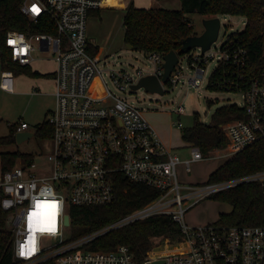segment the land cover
<instances>
[{
    "label": "built area",
    "instance_id": "built-area-1",
    "mask_svg": "<svg viewBox=\"0 0 264 264\" xmlns=\"http://www.w3.org/2000/svg\"><path fill=\"white\" fill-rule=\"evenodd\" d=\"M34 5L39 13L32 11ZM101 7L102 0H23L22 16L35 25L48 19L54 30L32 35L21 31H8L5 36L0 33L2 90L12 93L16 70L33 65L35 43L40 52L53 53L56 64V104L46 121L53 131L50 153L44 162L35 156L29 163L19 159L6 171L1 167L0 223L5 234H0V264H264V226L213 223L192 227L185 221L186 213L206 198L245 183H264V171L184 186L177 170L183 164L186 172H191L192 164L206 156L218 157L222 153L231 157L264 137V72L253 78L246 90L238 92L243 98L238 106L245 110V117L221 126L227 145L207 155L192 146L191 157L183 160L167 147L140 109L117 97L102 80L104 59L92 53L87 34L89 13ZM213 45L205 53L191 55V67L195 69L189 80L192 87L202 86L205 65L215 61L217 53L216 68L222 62L232 63L242 70L237 78L244 76L248 53L240 41L228 38L216 53L211 52ZM163 56L148 55L153 70H138V80L124 71H112L111 76L121 89L125 88L122 83L132 88L147 74L161 79ZM181 73L178 64L168 82L177 84ZM97 77L103 84L100 89ZM230 85L229 88L238 86V82L231 81ZM183 112L180 106L178 113ZM15 128L16 133H23L29 125L22 122ZM119 175L130 182L146 184L160 195L101 231L73 239L71 208L112 204ZM43 208L56 213L42 219ZM155 216L172 217L184 240L172 243L166 238L142 260L126 245L112 250L91 246L101 234ZM170 243L172 246L167 245ZM163 247L179 250L167 251ZM4 260L10 262L3 263Z\"/></svg>",
    "mask_w": 264,
    "mask_h": 264
},
{
    "label": "trees",
    "instance_id": "trees-1",
    "mask_svg": "<svg viewBox=\"0 0 264 264\" xmlns=\"http://www.w3.org/2000/svg\"><path fill=\"white\" fill-rule=\"evenodd\" d=\"M118 0H104L105 6L117 7ZM122 0H120L121 2ZM180 10L165 8H137L131 3L123 21L125 30L124 41L133 50L142 51L146 55L161 53L165 55L171 51L179 53L183 41L197 35L190 15L200 14L207 19L219 16H241L246 19L243 32L230 36V39L240 41V45L247 50L248 56L242 70L232 63L222 62L210 75L208 88L212 91H227L230 82H238V86L230 87L228 91L238 93L246 90L253 78L264 72V0H180ZM23 0L0 1V33L6 35L8 31H21L27 35L52 32L54 26L48 19L39 24L30 23L22 16L20 6ZM3 42H1L2 44ZM94 54H100L99 48L89 45ZM184 55H180V58ZM12 68V66H11ZM4 67V69H11ZM13 69V68H12ZM32 73L30 68H19L16 73ZM168 85H172L168 82ZM228 86V87H227ZM245 110L237 104L218 108L209 123L194 115L192 126L181 132L185 143L197 146L207 155L210 151L225 147L228 143L221 128L223 124L242 119ZM16 128H12L8 137H0V149L12 142ZM38 135L50 139L53 135L52 127L44 122ZM32 162L34 157L28 154L2 153L0 162L3 171L10 169L18 160ZM264 171V137L252 146L237 152L217 168L209 177L208 183L222 182L245 175ZM116 199L110 205L71 208V235L73 239L96 233L106 228L123 216L143 208L160 192L146 184L133 183L119 175L116 186ZM211 198L227 202L232 206L230 213H221L217 223L225 226H264V183H245L240 186L219 192ZM5 234L4 225L0 223ZM171 242L184 240L179 225L170 216H155L135 222L121 229L112 230L99 235L92 241V248L96 250H112L119 245L129 246L140 260L154 246L163 244L165 239ZM4 260L3 263H9Z\"/></svg>",
    "mask_w": 264,
    "mask_h": 264
},
{
    "label": "rangeland",
    "instance_id": "rangeland-1",
    "mask_svg": "<svg viewBox=\"0 0 264 264\" xmlns=\"http://www.w3.org/2000/svg\"><path fill=\"white\" fill-rule=\"evenodd\" d=\"M136 2L139 5H148L150 0H136ZM170 2L171 0H169V4ZM174 4L178 5L177 8L181 6L180 0L172 1L171 5ZM100 9V14L95 13L88 20L87 27L89 30L87 33L88 36L91 31L102 36L107 35L108 41L111 43L113 41V44L110 45L114 47L105 44L103 51L100 52L104 59L102 80L117 97L140 109L155 126L161 135L160 137L180 155L181 159L190 158L192 148L181 147V132L184 128L193 125L194 115L198 114L203 122L209 123L212 114L218 108L231 104L242 105L243 103L242 95L239 93L212 91L207 87L208 79L216 69L217 58L220 53L216 54L215 61L205 65L206 74L200 88L192 87L189 83L190 78L195 75V69L191 67L190 57L192 54L202 53L200 48H194L180 58L179 68L182 72L180 81L171 86L168 83L163 84L165 94L148 92L144 87L133 90L130 85L125 83H122L125 88L121 89L114 82L111 76L112 71H124L138 80V70L150 73L154 66L148 55L142 51L133 50L125 43L122 22L124 12L118 9L102 7ZM190 17L195 33L197 35L202 34L204 32L203 20L207 18L200 14H192ZM219 19L221 28L218 41L211 50L213 53H216L217 49L230 36L243 32L246 26V19L241 16H219ZM34 45L36 47L35 62L30 68L32 73L39 75L18 72L15 73V86L12 93L0 88V137L10 136L12 128L22 122L29 125V129L25 132H30L33 135L31 138L18 143V133L14 134L12 142L2 147L0 152L28 154L33 157L36 156L40 158L39 161L44 162L52 145L49 139L38 135V130L47 121L50 111L55 109V86L52 72L55 70L56 64L53 61V53H42L38 44L35 43ZM1 73L2 69L0 68V79ZM95 81L98 83V89L103 87L99 77ZM180 106L184 108L182 114L178 113ZM228 158L225 154L222 156V153L218 157L206 156L204 160L192 164L191 172H186L184 165L179 164L177 170L181 185H199L208 182L210 175L222 166ZM231 209L232 206L227 202L211 197L206 198L186 213L185 221L192 227L217 223L220 214L229 213ZM172 243L167 245L172 246ZM173 248L175 247H163L161 249L172 251Z\"/></svg>",
    "mask_w": 264,
    "mask_h": 264
},
{
    "label": "water",
    "instance_id": "water-1",
    "mask_svg": "<svg viewBox=\"0 0 264 264\" xmlns=\"http://www.w3.org/2000/svg\"><path fill=\"white\" fill-rule=\"evenodd\" d=\"M203 25L204 32L200 35H194L186 38L183 41V46L179 53L171 51L163 56L165 62L163 64L164 73L161 79L155 74H147L143 76L136 85H133L132 89L138 90L144 87L148 92H156L162 95L165 94L162 83L164 84L169 81L172 73L180 62V55H185L191 52L194 48H200L202 53H205L214 43L217 42L221 28V21L219 17L204 19ZM32 135L33 134L30 132L18 133L17 142L21 143L24 140L31 138ZM65 221L66 224H69L68 217Z\"/></svg>",
    "mask_w": 264,
    "mask_h": 264
},
{
    "label": "crops",
    "instance_id": "crops-1",
    "mask_svg": "<svg viewBox=\"0 0 264 264\" xmlns=\"http://www.w3.org/2000/svg\"><path fill=\"white\" fill-rule=\"evenodd\" d=\"M104 1V0H102ZM172 1L174 0H171L170 4H169V0H150V3H148V5H144V4H138L136 2V0H122L120 2V0L117 1V7H113V6H102V8H110V9H118V10H121L124 12V15H123V18H122V22L124 21V17H125V14H126V10L128 8V6L131 4V3H134V5L137 7V8H151V7H155V8H165V9H170V10H180L182 6H180V8H177L178 5L174 4V5H171ZM180 5H181V2H180ZM174 6V7H172ZM100 8L99 9H95V10H92L90 13H89V18L88 20H90V17L95 15L96 14H100ZM191 18V17H190ZM193 22V21H192ZM89 30V29H88ZM87 30V32H88ZM88 34V33H87ZM123 34L125 35V30L123 32ZM88 39H89V44L90 46H93L94 48H99L100 51L99 52H102L103 51V45L105 44H113V41L112 43L110 41H108V36L105 35V36H102L100 34H96L95 32L91 31L89 36H88ZM111 46V45H110ZM111 47H114V46H111ZM130 47V46H129ZM111 51H113L112 48H110ZM109 54V53H108ZM100 55V54H99ZM31 69V68H30ZM53 74V72H52ZM157 130V129H156ZM161 136V135H160ZM162 138V137H161ZM181 139H182V134H181ZM163 140V138H162ZM164 141V140H163ZM164 143L167 145L168 148H170L171 150H173L172 147H170V145H168V143L166 141H164ZM192 147L193 145H189L187 143H185L182 139V146L181 147ZM180 147V148H181ZM216 150V149H214ZM212 150V151H214ZM174 151V150H173ZM175 152V151H174ZM177 153V152H175ZM178 154V153H177ZM179 155V154H178ZM180 156V155H179ZM232 210V209H231ZM231 212V211H230ZM229 212V213H230Z\"/></svg>",
    "mask_w": 264,
    "mask_h": 264
},
{
    "label": "bare ground",
    "instance_id": "bare-ground-1",
    "mask_svg": "<svg viewBox=\"0 0 264 264\" xmlns=\"http://www.w3.org/2000/svg\"><path fill=\"white\" fill-rule=\"evenodd\" d=\"M102 6H105L104 1H102ZM50 213L55 214L56 212H55L54 209L48 211L47 208H43L40 217L43 219L44 217H47V215H49ZM175 250H179V247H175V248L172 249V251H175Z\"/></svg>",
    "mask_w": 264,
    "mask_h": 264
},
{
    "label": "snow or ice",
    "instance_id": "snow-or-ice-1",
    "mask_svg": "<svg viewBox=\"0 0 264 264\" xmlns=\"http://www.w3.org/2000/svg\"><path fill=\"white\" fill-rule=\"evenodd\" d=\"M32 11L35 13H39L40 9L37 6H33ZM10 43H15L14 41H10ZM45 206H47V203L45 204ZM53 207H55V204L52 205ZM39 226V225H38Z\"/></svg>",
    "mask_w": 264,
    "mask_h": 264
}]
</instances>
